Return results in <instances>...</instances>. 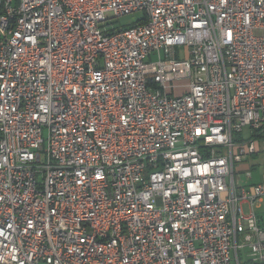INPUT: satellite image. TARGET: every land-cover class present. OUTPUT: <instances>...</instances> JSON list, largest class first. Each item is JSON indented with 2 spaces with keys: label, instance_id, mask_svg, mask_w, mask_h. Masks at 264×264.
<instances>
[{
  "label": "built area",
  "instance_id": "2783aa9c",
  "mask_svg": "<svg viewBox=\"0 0 264 264\" xmlns=\"http://www.w3.org/2000/svg\"><path fill=\"white\" fill-rule=\"evenodd\" d=\"M259 151L264 0H0V264H264Z\"/></svg>",
  "mask_w": 264,
  "mask_h": 264
},
{
  "label": "crops",
  "instance_id": "0c3cea01",
  "mask_svg": "<svg viewBox=\"0 0 264 264\" xmlns=\"http://www.w3.org/2000/svg\"><path fill=\"white\" fill-rule=\"evenodd\" d=\"M260 152V153H259ZM255 154L245 157L240 163L235 166L236 172L244 174L245 171L250 172V178L246 179V183H262L264 185V151H259ZM245 211L249 210V206L245 203L242 204ZM260 224L264 226V199L254 207Z\"/></svg>",
  "mask_w": 264,
  "mask_h": 264
},
{
  "label": "rangeland",
  "instance_id": "374dc122",
  "mask_svg": "<svg viewBox=\"0 0 264 264\" xmlns=\"http://www.w3.org/2000/svg\"><path fill=\"white\" fill-rule=\"evenodd\" d=\"M107 16L112 17L113 13L108 12ZM140 16H141V12H135L132 14L119 16L117 18L110 19V24H112L114 27L128 26V25H131L132 23H134V21L137 20L138 18H140ZM244 135L247 136L246 131L244 132Z\"/></svg>",
  "mask_w": 264,
  "mask_h": 264
}]
</instances>
